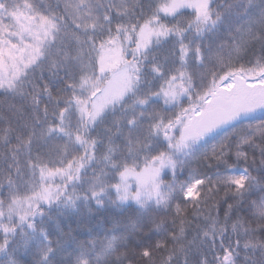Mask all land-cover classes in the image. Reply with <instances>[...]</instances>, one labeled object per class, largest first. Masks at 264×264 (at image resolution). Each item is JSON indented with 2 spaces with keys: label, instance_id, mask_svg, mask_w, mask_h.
<instances>
[{
  "label": "snow or ice",
  "instance_id": "obj_1",
  "mask_svg": "<svg viewBox=\"0 0 264 264\" xmlns=\"http://www.w3.org/2000/svg\"><path fill=\"white\" fill-rule=\"evenodd\" d=\"M0 264H264V0H0Z\"/></svg>",
  "mask_w": 264,
  "mask_h": 264
},
{
  "label": "trees",
  "instance_id": "obj_2",
  "mask_svg": "<svg viewBox=\"0 0 264 264\" xmlns=\"http://www.w3.org/2000/svg\"><path fill=\"white\" fill-rule=\"evenodd\" d=\"M221 2H223V0H221ZM256 115H257V118H258V119H257V122H259L260 113L258 112Z\"/></svg>",
  "mask_w": 264,
  "mask_h": 264
}]
</instances>
